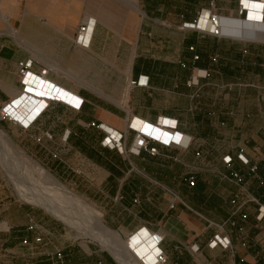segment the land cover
Wrapping results in <instances>:
<instances>
[{
    "label": "crops",
    "instance_id": "1",
    "mask_svg": "<svg viewBox=\"0 0 264 264\" xmlns=\"http://www.w3.org/2000/svg\"><path fill=\"white\" fill-rule=\"evenodd\" d=\"M211 1L0 0V14L15 29L18 44L16 49L0 45V82L10 91L8 103L15 95H23L24 86L22 90L13 88L6 83L5 75L18 74L20 63L31 61L36 72L48 69L51 86L84 100L80 111L54 104L46 112L61 106L74 113V124L54 117L51 126L75 130L76 138L68 132L67 141H77L82 163L91 167L87 182L91 178L89 184L96 186L97 200L102 198L101 192L114 202L105 211L109 227H116L124 235L141 227L126 240L146 231L157 241L160 252L163 248L170 264H264V218L257 219L259 206L264 207V184L250 172L256 165L257 176L264 181V28L236 19L238 0H215L218 12L233 20L227 34L237 39L184 29L185 23L194 22L203 10L210 9ZM83 25L90 28L84 42L79 39ZM141 78L148 79L147 86H130L131 81ZM38 95L42 99L37 100L32 117L22 120L28 127L41 113L36 112L48 103L43 102L46 91ZM164 117L177 123L178 132L186 137L184 141L192 142L188 150L158 146L157 156L146 151L140 155L128 152L138 143L129 127L134 118L155 125ZM109 132L124 136L123 147L116 153L103 145ZM88 141H97L100 147L84 149ZM219 142L227 144L228 149L214 160L215 177L231 189L220 200L222 205L214 199L216 191L208 188L204 196L206 185L199 175L185 177L180 189L154 186L153 182L161 184L156 170L183 178L184 172L179 176V171L202 156L203 149H199ZM241 152L249 165L238 159ZM226 156L233 158L231 167L223 161ZM232 171L243 176V185L224 178ZM190 177H195V187L188 185ZM159 190H165L162 198L166 211L158 212L156 218L160 220L154 223L150 211ZM193 190L198 191L193 198L202 207L230 209L226 225L231 233L221 237L229 239L231 249H211L208 243L215 235L200 233L198 223H194L196 229L185 225L184 206L198 215L203 209L189 207L184 201ZM249 197L259 204L247 202L233 215L236 205L232 201L240 204ZM242 214L248 215L246 221L241 219ZM232 221L236 226L230 224ZM175 226L181 230L175 232ZM153 227L163 231L151 232ZM182 242L194 243L198 250H186Z\"/></svg>",
    "mask_w": 264,
    "mask_h": 264
},
{
    "label": "rangeland",
    "instance_id": "2",
    "mask_svg": "<svg viewBox=\"0 0 264 264\" xmlns=\"http://www.w3.org/2000/svg\"><path fill=\"white\" fill-rule=\"evenodd\" d=\"M4 20L6 21V19ZM6 24L8 25L7 21ZM9 26L8 28L11 29L12 35L8 34L4 28L3 18L0 14V45L16 49L18 45L16 42L17 34L15 29ZM5 80L13 88L23 89L19 73L5 75ZM32 89L30 88L31 92L33 91ZM3 93L6 96H3ZM22 93L25 95L24 92ZM23 95H20V97L15 95L13 100L8 103L12 98L10 91L0 82V264H128L126 261L127 256L124 255L127 252L124 248L118 247L117 244L115 246L110 239L102 236L88 221H85L86 218L81 214V211L79 213L75 206L54 190L51 184L44 181L37 171L29 169L30 165L28 161L22 160L23 158L33 161L55 177L66 189L99 214V222L109 227L106 223L105 211H109L108 207L111 206L110 202L114 203L113 200L106 197L108 196L107 194H101V192L99 193L102 198L97 200L99 195H97L98 190L96 186L89 184L93 182L91 178L88 180L89 183L87 182L88 178L86 174L91 173V167L84 166L82 163L80 149H77V141H70V138L68 141H64V135L67 136L68 132L71 133V138L75 137V130H65L62 129V126L56 129L53 125L51 126L54 117L59 122L74 124L77 120L74 113L64 107L58 106L50 109L48 113H45L46 115L44 114L45 116L41 121L35 122L30 127L25 122H22L24 125L16 123L8 116L2 115L1 109L6 103L8 104L5 105V108L12 104L13 107L19 109L23 103ZM43 102L47 101L43 99ZM8 111L11 113L10 109ZM32 115V111L20 113V116L16 118L20 121L21 118L27 119L32 117ZM63 125L65 126V124ZM109 133L112 134L111 132ZM6 145L12 151L21 155V159L6 152ZM92 147L97 148L100 146L97 141H88V145L83 146L84 149L88 148L89 151L92 150ZM104 147L116 153V148H113L112 144L105 142ZM227 149L228 146L224 142L206 144L204 147H201L199 150L203 151L202 156L197 157L195 163H190L187 167H184L183 171H179V176L180 172H184L183 178L177 177L178 175H169L154 168L155 172H158V180L161 182V186L153 182L154 186L163 189L168 185L172 188L177 187V189H180L186 183L184 181L185 177L188 175H199L200 181L206 185L203 188V191L206 190L204 196L208 195V188L212 189L217 192V195L214 197L215 201L222 205L220 200H223L222 197H225L227 191H231V189L227 187L228 184L226 182L215 177L214 160H216L219 154L223 155L226 153ZM123 152H126V150ZM164 155L175 156L171 153H165ZM98 180L102 181L103 179ZM164 191L159 190L154 195V206L152 211H150L152 215L151 220L154 223L160 220V218H156V214L166 211L165 202L162 198ZM196 192L198 191H191L184 201L189 207L194 208L193 206L196 205L203 208L198 211L203 217L184 206L186 213L185 225H190V227L196 229L197 227L194 223H198L201 230L200 233H207L213 236L231 233V228L226 225L228 213H231L230 209H208L202 207V203L193 198V193ZM94 195H96L95 199ZM96 200L100 203H96ZM48 205L54 208L57 213L69 217V222L56 217L52 211L49 212ZM80 217L82 219L84 217V219H79ZM206 219L213 223V225ZM31 224L37 225L40 230L36 232L29 231L28 228ZM109 228L120 233L122 238L126 240L141 227L125 235L116 229V227ZM158 228L160 229L161 227ZM186 228L185 232L187 233L188 229L186 230ZM174 229L175 232L178 229L181 230L177 226ZM40 231L43 232L42 236L44 240L41 244H35V237ZM150 231L160 234L163 228L157 230L153 227ZM26 239L30 245L23 243ZM128 240L126 241L128 242ZM182 245L186 250L188 249L192 252L198 250L195 244L191 242H182ZM160 247L162 248V243ZM57 251L63 253V262L57 263L56 259L52 260L53 255ZM131 253L128 255L139 264H142L139 258L133 252ZM157 255L155 256L154 264L157 263ZM124 258L125 261L123 260Z\"/></svg>",
    "mask_w": 264,
    "mask_h": 264
},
{
    "label": "built area",
    "instance_id": "3",
    "mask_svg": "<svg viewBox=\"0 0 264 264\" xmlns=\"http://www.w3.org/2000/svg\"><path fill=\"white\" fill-rule=\"evenodd\" d=\"M238 18L240 20H245L249 22H254L258 25L263 26L264 28V0H238ZM258 16L255 18L254 16ZM252 16V18L250 17ZM229 19L226 17H223L219 12L215 4V0L211 1L210 4V9L207 11H202L198 18L192 22V23H185L183 25L184 29H191L195 30L203 35H210L212 37L216 38H222V37H229L232 39H237L234 38L231 35H228L226 32V29H229V25L225 26V21ZM229 21H233L229 19ZM230 24V23H229ZM231 26V25H230ZM89 25H83L80 27L79 30V39L80 41L83 40L85 41L86 36L89 33ZM85 37V38H84ZM239 40H246V39H239ZM197 59V58H196ZM216 60V59H215ZM33 63L31 61L27 62H22L20 63L19 66V76L21 78V84L22 86H27L26 80L29 77V75H32L33 78L42 79L44 81H47V83H50L47 80V75H48V69H41L39 72H36L33 69ZM148 85V79L143 80L142 78L137 80V81H131L130 86H147ZM52 96L48 100V103L46 104L45 108L39 113L38 118L36 122L39 120V118L45 114V112L54 104H62L66 106L68 109L74 110V111H80L83 104L84 100L80 99L77 96H74L70 94L68 91L59 88L57 86L52 89ZM92 126H96L95 123H92ZM98 127V126H97ZM130 129L136 133L137 137V146L132 147L131 151L133 154L140 155L142 151L148 152L151 156H157L159 154V148L158 146H164V147H180L183 150H188L192 144V142L189 141H184L185 140V135L181 134L177 130V123L173 121L170 118H161L160 121H158L157 124H148L143 120L134 118L129 125ZM161 132V134L159 133ZM162 133L164 135H162ZM169 135V139H166L165 136ZM69 137V134L66 136L64 135V141H67ZM124 136L119 135V137H115L114 134H108L106 139L103 141V145L105 142H108V144H112L113 148L116 149H121L123 147L122 145V140ZM108 147V146H107ZM110 147V146H109ZM135 148V149H134ZM238 159L243 165H249V160L247 157L244 155L243 152H241L238 155ZM225 165L227 167H231L233 163V158L231 156H226L223 159ZM257 170L258 167L256 165L252 166L250 168V172L255 175L258 180H260V184L263 185L264 181L261 180L257 176ZM224 178L234 182L236 185L241 186L244 183V178L243 176L237 172V171H232L230 175H225ZM188 185L190 187H195L196 186V179L195 177H190L188 180ZM247 202H256L258 201L254 197H249L246 201L243 203L237 204L236 200L232 201L233 205H236L235 210L233 212V215H237L242 207L247 203ZM259 204V203H258ZM248 218L247 214H242L241 219L243 221H246ZM264 218V207L259 206V214L257 216V219L261 221ZM232 226H236V222L232 221L230 222ZM29 231H39L40 228L35 225L31 224L28 228ZM240 231H243V229H240ZM42 231L38 232L36 237H35V244H41L44 240L42 236ZM163 241V239H162ZM160 242V244L162 243ZM26 245H30L29 241L26 239L24 242ZM209 246L211 248H216L218 246L222 247L223 249H231V242L229 239L226 237H221V235H215L213 239L210 241ZM157 263L156 264H166L168 261V258L164 251L162 250L158 255H157ZM56 259L58 262H63L64 261V255L61 251H57L53 257L52 260Z\"/></svg>",
    "mask_w": 264,
    "mask_h": 264
},
{
    "label": "bare ground",
    "instance_id": "4",
    "mask_svg": "<svg viewBox=\"0 0 264 264\" xmlns=\"http://www.w3.org/2000/svg\"><path fill=\"white\" fill-rule=\"evenodd\" d=\"M250 17H252V16H250ZM254 17H258V16L255 15ZM239 22L240 23L241 22L252 23V22L245 21V20H240ZM229 23H230V21H229V19H227L225 21V26H227V24H228L230 27L231 23L230 24ZM3 24L5 26L4 28L6 29L7 33L12 35V31L10 28H8V25L6 24V21L4 19H3ZM26 83H27V86H24L25 95H23V103L21 104V107L19 109L15 108L13 106L10 107L9 109H10L11 113L8 111L7 108H5V106L1 109L2 115L8 116L12 121H14L16 123H22L21 120L23 118H21L20 121L16 118V117L20 116V113H29V112L33 111L35 105H37V103H38L37 100L42 99L38 95L39 91H42V92L46 91L48 93V95H46L44 97L45 100L48 101L50 99V97L52 96V92H53L52 89H54V86H51L49 83H47V81H44L42 79L37 80L36 78H33L32 75H29V77L26 80ZM30 88H35L37 90V93L31 92ZM41 111L38 110L36 113L38 114ZM37 118L35 120H37ZM22 124L24 125V123H22ZM159 133L161 134V132H159ZM162 135H164V134L162 133ZM169 137H170L169 135L165 136L166 139H169ZM6 147H7V149H6ZM6 147H4L6 149V152H9V154L11 153V154H13L19 158L21 157V155H18V153H15L14 151H12V149L8 145H6ZM22 160L28 161V163L30 165L29 169H32L33 171H37L38 175L42 176L44 181L51 184L53 186L54 190L59 192L71 204H73V206H75L76 210L79 213L81 211L82 212L81 214H83L84 217L86 218L85 221H88L89 224H91V226H93L102 236L106 237L107 239H110V241L115 246L117 244L118 247L124 248L125 251L127 252L124 255L127 256L126 261L128 262V264H139L136 260H134L132 257L129 256L130 254H132L131 252H133V254H135L137 256V258H139V260L142 264H154L155 256L159 252V250L157 248V241L155 239H153L154 237L152 238L146 231H144L135 239L127 242L126 240H124L122 238V236L118 232L110 229L109 227H106L103 223L99 222V218H98L99 214L96 211H94L93 209H91L87 204H85L79 197L75 196L68 189H66V187H64L61 184V182L58 181L55 177H53L52 175L47 173L42 167L38 166L33 161L25 160L23 158H22ZM47 208H48L49 212L52 211V213L56 217L63 219L65 222H69V217H66L64 214L61 215L60 213H57V211L54 208H51L49 205L47 206ZM81 217H82V215H81ZM81 217L79 219H82ZM84 217H83V219H84ZM130 250H131V252H130ZM115 257H116V254H115ZM123 260L125 261V258Z\"/></svg>",
    "mask_w": 264,
    "mask_h": 264
}]
</instances>
